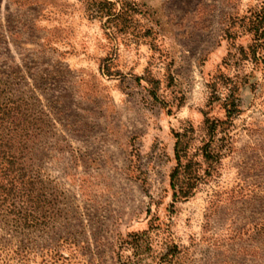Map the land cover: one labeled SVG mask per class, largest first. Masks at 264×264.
Returning a JSON list of instances; mask_svg holds the SVG:
<instances>
[{
	"label": "rangeland",
	"instance_id": "1",
	"mask_svg": "<svg viewBox=\"0 0 264 264\" xmlns=\"http://www.w3.org/2000/svg\"><path fill=\"white\" fill-rule=\"evenodd\" d=\"M0 264H264V0H0Z\"/></svg>",
	"mask_w": 264,
	"mask_h": 264
},
{
	"label": "trees",
	"instance_id": "2",
	"mask_svg": "<svg viewBox=\"0 0 264 264\" xmlns=\"http://www.w3.org/2000/svg\"><path fill=\"white\" fill-rule=\"evenodd\" d=\"M230 116H231V114L229 113L228 118H230ZM180 137H181L180 135H177L176 136L177 142H176V145H175V156H176V160L178 162V165L175 168V170L173 171V173L171 174V188L174 191L173 198L175 200L179 197L180 194L186 195V193L183 192V190L180 192L178 190V188H177V185H178V177H179L181 168L183 167V168H185V170L188 168V165L187 166H183V164H182V155H181V152L182 151L179 150V146H180V143H181L180 142ZM206 155H208V154H206ZM190 165H189V167H190Z\"/></svg>",
	"mask_w": 264,
	"mask_h": 264
}]
</instances>
